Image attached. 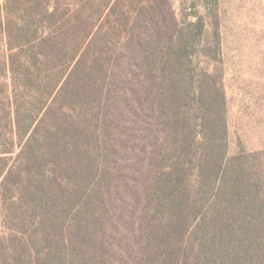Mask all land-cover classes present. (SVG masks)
Wrapping results in <instances>:
<instances>
[{
    "label": "trees",
    "instance_id": "trees-1",
    "mask_svg": "<svg viewBox=\"0 0 264 264\" xmlns=\"http://www.w3.org/2000/svg\"><path fill=\"white\" fill-rule=\"evenodd\" d=\"M191 14L0 4V264H107L118 201L117 264H264V151L230 153L221 32Z\"/></svg>",
    "mask_w": 264,
    "mask_h": 264
},
{
    "label": "rangeland",
    "instance_id": "rangeland-1",
    "mask_svg": "<svg viewBox=\"0 0 264 264\" xmlns=\"http://www.w3.org/2000/svg\"><path fill=\"white\" fill-rule=\"evenodd\" d=\"M170 1L179 18L193 19L192 10L204 16L211 41L216 30L221 32L230 153L264 151V0ZM3 2L0 0V4ZM200 60L204 63L210 59L203 56ZM251 159L254 164L255 161L256 164L262 162L257 158ZM114 210L123 217V223H118L125 240L110 238L111 246L117 253L104 252L107 264L121 263L126 256V243H130L132 252L135 245L131 230L140 227V211L131 213L130 208L120 201ZM1 212L0 204V236H5L11 230L3 222ZM113 220L116 217L109 215L107 228ZM86 246L91 249L90 255L99 252V247L90 239ZM134 261L130 258L128 264H134Z\"/></svg>",
    "mask_w": 264,
    "mask_h": 264
}]
</instances>
